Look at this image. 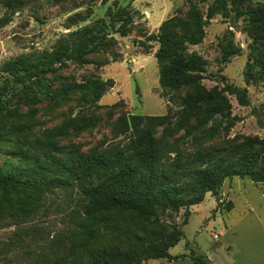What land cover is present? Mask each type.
<instances>
[{"label":"trees","instance_id":"trees-1","mask_svg":"<svg viewBox=\"0 0 264 264\" xmlns=\"http://www.w3.org/2000/svg\"><path fill=\"white\" fill-rule=\"evenodd\" d=\"M254 1L227 0L237 18L245 17L248 29L264 25V4L253 6ZM227 3L217 0L215 6L209 7L207 19L192 6L188 20L173 16L161 24L154 40L158 44L155 59L162 93L188 83L198 84L203 79L205 63L197 54L188 52V47L201 44L208 20ZM131 22L132 17L124 16L121 30ZM113 42V38H106L101 26L86 28L61 38L51 52L7 62L4 73L8 78L0 86V118L18 115L10 109L11 101L16 107L29 106L32 117L38 112L35 106L43 101H52L53 109L69 94L82 90L91 95L90 105L96 108L95 103L113 88L112 80L69 82L58 72L71 61L90 64L89 54ZM229 56L227 49L222 62ZM243 77L246 84L264 82V54L249 60ZM224 87L237 95L241 105H249L245 89L227 84ZM198 98L209 105L207 109L202 111L186 97L176 120L171 114L119 116L112 132L115 139L124 136L126 144L110 143L89 151H81L77 145H61L59 140L71 131L83 132L95 125L90 117L75 116L46 129L43 141L38 143L39 152L10 153L19 162L16 168H0V210L3 204L9 210L17 206L28 216L43 207L47 195L60 188L75 190L80 198L69 213L73 223L69 237L51 241L49 253L38 254L26 264H146L149 259L178 260L185 255L171 256L169 249L179 243L183 233L175 226L163 227L162 216L170 218L184 208L185 225L189 207L202 203L206 193L215 195L225 179L248 177L254 183H264V167L255 170L254 161L247 154L233 158V150L212 147L192 154L180 150V141L198 137L212 140L220 130L229 129V124L223 128L221 124L224 119L230 122V113L210 110V103L213 107L222 99L210 92ZM218 113L222 120L208 127ZM157 127L163 128L159 138L154 136ZM181 129L183 134L172 139ZM22 131L21 128L14 133ZM3 142L6 136L0 131V143ZM255 142L256 139H247L246 147ZM190 259L193 264H210L204 254L193 251Z\"/></svg>","mask_w":264,"mask_h":264},{"label":"rangeland","instance_id":"rangeland-1","mask_svg":"<svg viewBox=\"0 0 264 264\" xmlns=\"http://www.w3.org/2000/svg\"><path fill=\"white\" fill-rule=\"evenodd\" d=\"M216 3L217 0H0V86L8 78L4 73L7 62L51 52L61 38L72 32L101 26L106 38L114 40L112 45L89 54L90 64L71 61L58 72L69 82L112 80L113 88L95 103L96 108L91 107V95L84 90L69 94L53 109L50 108L52 101H43L35 106L38 112L32 117L29 106L19 104L16 107L14 101L9 103L10 109L16 110L18 115L0 118V131L6 136V142L0 143V168L18 167V158L11 157L10 153L18 150L39 152L38 143L43 141V132L69 117H90L95 125L83 132L71 131L59 143L77 145L81 151H89L110 143H128L124 136L115 139L112 132L116 120L123 114H171L176 120V113L182 109L186 97L196 102L202 111L206 110L209 105L198 97L208 92L216 99H222L213 107L210 103V110L230 113V122L224 119L221 124L222 128L229 124V129L220 130L212 140L198 137L180 141V150L190 154L210 147L227 152L233 150V158L247 154L252 157L255 170L264 167V82L254 80L246 84L243 77L249 60L264 54V25L248 29L245 17L237 18L226 0V7L208 20L201 44L188 47V52L197 54L205 63L203 79L198 84L188 83L167 94L162 93L159 85L155 59L158 44L154 39L161 24L173 16L188 20L192 6L207 19L209 7ZM255 3L264 4V0L254 1L253 6ZM124 16L132 17V22L121 30ZM227 49L231 56L222 62ZM225 84L245 89L249 105H241L237 95L225 89ZM221 120L220 113L214 115L208 127ZM21 128V133H14ZM162 129H155L156 138L160 137ZM182 134L183 129L172 139ZM247 139H256V142L246 147ZM263 190L264 183H254L248 177L225 179L215 195L206 193L202 203L189 207L190 215L185 225L182 224L184 208L170 218L162 216L160 224L163 227L175 226L183 233L179 243L169 249V254L174 257L186 254L179 264H193L191 251L210 258V248L222 242L219 234L224 223H233L250 209L264 224ZM224 191L232 193L231 200L235 204L229 219L225 211L230 202L223 198ZM44 200L43 207L28 216L17 206L9 210L3 204L0 210V264H26L38 254L49 253L51 241L69 237L73 225L69 213L80 203L78 192L60 188ZM240 228L236 260L240 257L246 264H264L262 228L247 222L241 223ZM211 256L215 264H226V256L221 250ZM251 258L254 261L250 262ZM150 260L151 264H167L164 259H149L146 264Z\"/></svg>","mask_w":264,"mask_h":264},{"label":"crops","instance_id":"crops-1","mask_svg":"<svg viewBox=\"0 0 264 264\" xmlns=\"http://www.w3.org/2000/svg\"><path fill=\"white\" fill-rule=\"evenodd\" d=\"M262 194H264V190L262 191ZM222 196L224 199H226L228 202H230V204H228V205H231L230 208L226 209V211H225L227 214L226 218L229 219V218H231L232 211H234V209H235V204L231 200L232 193L230 195L227 191H224V192H222ZM216 207H217V203H216ZM216 207H215V209H216ZM247 213L248 214L241 215L233 223H229V222L224 223L223 230L219 234V236L222 238V242H220L219 245L212 246L210 248V249H212V251H210V258H209V256H206L204 254L207 257V259L209 260L210 264H215L211 255L215 254L216 250H221L225 254V256L227 255V252H231L230 254H228L226 256V264H246V262H244L242 259H240V257H239V260H236V257L239 256L238 239H239V236L241 235V228H240L241 223L247 222L248 224H250L253 227H258V224H259L260 227L262 228V231L264 232V224L261 223L262 221H260V218L257 216H253V211L251 209ZM212 238H214V235H212ZM183 255H186V254H183ZM184 259L185 258L173 260L171 262H167L165 260V262L167 264H179L181 261H184ZM249 261L252 262V261H254V259L251 258ZM148 264H151V260L149 261Z\"/></svg>","mask_w":264,"mask_h":264},{"label":"built area","instance_id":"built-area-1","mask_svg":"<svg viewBox=\"0 0 264 264\" xmlns=\"http://www.w3.org/2000/svg\"><path fill=\"white\" fill-rule=\"evenodd\" d=\"M214 238H217L216 236H214Z\"/></svg>","mask_w":264,"mask_h":264}]
</instances>
